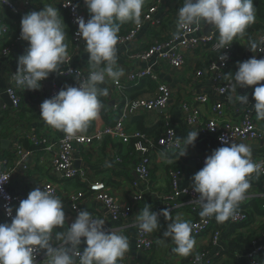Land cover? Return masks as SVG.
<instances>
[{
	"label": "clouds",
	"instance_id": "obj_1",
	"mask_svg": "<svg viewBox=\"0 0 264 264\" xmlns=\"http://www.w3.org/2000/svg\"><path fill=\"white\" fill-rule=\"evenodd\" d=\"M7 2L3 0V4ZM83 2L89 18L86 21L83 16L76 17V35L85 42L90 71L82 77L77 70L76 85L66 86L45 99L40 104L39 113L48 126L62 131L69 138L86 132L90 123L99 118L103 107L100 97L108 95V89L101 85L106 79L118 81L123 74L117 66L116 55L120 27L127 22L139 25L145 4V0ZM71 5L72 0L65 7ZM255 19L254 0H183L182 7L177 9L178 29L199 25L203 21L219 33L217 47L220 50L242 37ZM20 39L26 41L28 47L18 57L12 78L21 89L39 91L41 82L59 71L68 60L65 23L57 7L47 5L23 15ZM260 46L250 41L247 47L255 53ZM219 59L227 60L228 57L220 54ZM231 74L232 79L225 86L230 91L255 86L252 106L257 120H264V83H260L264 81V58L252 56L237 62V70ZM235 100L249 104L248 94L236 95ZM198 134L199 131L192 129L183 140L176 138L175 146L184 145L180 156L186 155L190 145L194 146ZM221 142L225 146L213 150L205 158L203 167L191 177L190 184L198 196L194 203L200 208L199 216L214 218L218 223L235 217L251 187L253 175L258 178L264 172V161L254 162L248 145L224 137ZM159 158L171 163L166 151L160 152ZM8 178L0 179V191ZM5 212L11 221L0 223V264H36L39 253L44 254V264H118L129 251L126 235L105 229V220L94 218L87 210L79 211L66 231H56L55 240L61 243L54 244L53 232L65 226L66 214L62 199L43 187L31 190L15 208V215L10 205L5 206ZM160 216L171 221L163 237L175 245L172 252L180 257L189 256L196 243L191 235V223L180 216L173 219L167 208L155 212L146 204L136 215L138 229L143 233L159 230ZM82 243L85 247L81 251Z\"/></svg>",
	"mask_w": 264,
	"mask_h": 264
},
{
	"label": "crops",
	"instance_id": "obj_2",
	"mask_svg": "<svg viewBox=\"0 0 264 264\" xmlns=\"http://www.w3.org/2000/svg\"><path fill=\"white\" fill-rule=\"evenodd\" d=\"M16 6L20 14L12 16L11 12L0 6L1 26L8 30L6 36L0 39V48L4 43H9L8 38L14 40L18 35L21 17L31 11H39L44 6H56L59 10L64 23L66 32V41L68 45V62L60 66L59 71L51 73L49 77L42 81V88L39 91H30L20 89L19 96L21 100L20 108L14 109L9 106V102L2 98L3 109L0 111V156L7 158L10 166L15 153V144L23 139L29 138L34 134L39 138L47 137L51 142L56 141L63 134L62 131L55 130L48 126L40 117V104L48 98H51L50 92L52 84L58 74L67 68L90 70L88 63V53L85 51V42L74 45L71 43V35L73 28L68 21L67 15L61 11L59 0H35L32 4L26 5L25 0H8ZM80 5L84 15L89 18L87 7L83 0H76ZM153 3V0H145L142 12ZM183 0H160L158 11L164 13L170 20L171 14L175 9L182 7ZM142 15V14H141ZM133 22H127L121 25L118 36L123 35ZM252 25L258 27L253 28ZM259 26L257 20L251 24L242 37L235 39L234 59L227 70V76L232 77L231 73L237 70V62L249 59L253 52L247 47L250 41H254ZM211 25L203 24L204 32L208 31ZM212 30V29H211ZM152 33L149 26L143 24L136 37L125 45L116 46L117 49V66L123 70L121 79L130 71H138L149 69L157 76V82L165 84L170 90V100L168 108L165 111L137 112L129 120L131 129H137L141 125L146 129V134L157 140L161 132L160 119L164 113H168L171 119V126L175 133V138L181 140L185 138L189 128L183 123V112L180 110L181 102H190L194 95L200 93L209 94L210 79L201 81L195 80L191 76V72L197 67L198 57L189 56L187 65L180 70H174L166 65H159L155 58H151L148 62L133 61L128 58L129 54L134 51L145 48L152 40ZM1 37V35H0ZM28 47L26 41H18L13 44V53L7 57L0 59V88L7 86L8 78L17 69V59L24 54ZM118 79V80H119ZM72 80L68 78L64 81L66 86H74ZM111 80V79H109ZM150 80H143L139 85L129 86L123 91L112 88L109 85H101L108 89L107 96H101L102 109L98 119L92 121L87 130L95 127L109 126L117 117L113 111V107L120 104V100L124 97L130 98H150L156 92L155 83H152V89L148 86ZM76 83V82H75ZM264 83V81L260 82ZM157 85V84H156ZM250 86L237 89V92L229 91L224 98L225 102V119L231 118V111L236 108L250 107L249 104H241L235 100L236 95H244L249 92ZM231 97V99L229 98ZM201 115L208 117L210 114V105H201ZM254 111V110H253ZM253 120L256 128L261 133V139L257 141L241 142L248 145L252 152V157L264 156V120H257L255 111L253 112ZM194 130V129H193ZM87 132V131H86ZM5 142V143H4ZM7 142V143H6ZM240 143V142H239ZM25 146V145H24ZM182 148L184 147L181 144ZM219 148L214 138L199 136L194 142V146H189L185 156H178L174 153H168L171 163H165L159 158L160 152L153 155V165L150 173V179L147 183L138 180L135 172V165L144 153L140 144L131 143L129 146L121 145L113 138H104L96 141L92 146L81 149L76 152L74 158V167L79 170L80 176L74 180H64L57 173L50 169L49 156L41 150L35 151L33 156L27 158L28 169L18 168L12 177L7 188L11 194H20L21 196L28 193L36 187L44 183L50 182L57 190V197L62 199L63 208L68 214L69 203L72 196L85 189L88 185L99 183L104 187L122 206L131 208L132 217L129 220H118L113 222L107 211L97 201L87 196L80 200V208L89 211L93 216H98L105 220V229L113 231H121L129 239V251L118 261V264H192L191 259L200 252H206L208 258L214 257L212 264H248L246 257L256 247L264 246V238L258 236V231L264 227V177L258 178L253 175L251 179V187L246 194L244 201L240 203L242 209L250 213V220L244 224L232 225L231 219L224 223H218L211 218L213 229L219 231V238L213 244L211 243L212 232L206 233L195 238V246L192 253L187 257H180L172 252L175 245L170 239H164L163 232L167 228L166 221L163 216L159 217L160 228L151 233L153 240V249L150 260L147 256L140 254L136 249L135 231L136 215L147 204L151 206V210L159 212L162 209V197L169 192V179L167 172L170 169L177 168L182 173V180L179 187L181 189L191 184V177L201 169V166L195 160L199 156L207 157L212 151ZM136 183V187L132 184ZM140 195L141 199L136 202L135 196ZM188 197L180 194L177 203H184ZM15 213V211H14ZM172 218L180 216L182 219L188 220L191 225L199 217V212L193 214L187 207H180L170 210ZM9 222L0 211V223ZM70 222V217L66 216V223L63 228H57L53 232V243L59 244L60 241L55 240L56 231H66ZM192 235V234H191ZM193 236V235H192ZM85 245H80L82 251ZM264 260V258H263Z\"/></svg>",
	"mask_w": 264,
	"mask_h": 264
},
{
	"label": "built area",
	"instance_id": "obj_3",
	"mask_svg": "<svg viewBox=\"0 0 264 264\" xmlns=\"http://www.w3.org/2000/svg\"><path fill=\"white\" fill-rule=\"evenodd\" d=\"M35 0H25L26 5H30ZM70 0H59L58 5L68 18L73 31L71 35V43L76 45L82 41L76 35L78 25L76 24V17L83 16L87 21L80 5L76 0H72V5L65 7ZM160 0H153V3L142 12L140 24L134 22L129 29L119 36L116 46L125 45L131 42L139 32L143 24L149 26L152 33V40L149 44L140 50L134 51L129 54L128 58L133 61L148 62L151 58H155L159 65H166L174 70H180L186 67L189 56L198 57V65L191 72V76L198 82L204 79H210L209 94L200 93L193 96L190 102H181L180 110L183 112V123L185 126L199 131V136L212 137L219 147L225 146L221 142V137L229 139L232 142L241 143L245 141H257L261 139V133L256 128L253 120V106L255 101L252 99V91L255 86H250L249 92V105L250 107H241L233 109L230 119H225V102L224 98L230 91L225 86L232 79L227 76V70L232 64L234 59V45L233 43L226 49L220 50L218 45L219 33L214 31V27H210L208 31L204 32L202 21L199 25H193L186 29H178L177 26V9L171 14V18L165 16L164 13L158 11ZM0 6L7 8L12 16L20 14L19 9L11 2L3 4L0 0ZM0 20V39L7 35L8 30L1 26ZM261 23H259V26ZM212 29V30H211ZM9 43H4L0 48V59L7 57L13 53V44L20 39V28L18 35L14 40L8 38ZM254 41L261 44L257 51L252 56L257 59L264 58V24L257 30ZM221 52V53H220ZM226 54L227 60H220L219 56ZM251 56V57H252ZM68 60L65 62L67 63ZM80 71L81 76H86L90 70L83 71L82 69H71L60 72L51 87L50 95H56L64 85V81L68 78L75 79L76 72ZM13 74L8 78L7 86L4 89L0 88V111L3 109L2 95H7L11 106L14 109H19L21 100L19 91L21 88L17 87L13 80ZM150 80L155 83L156 92L150 98H135L128 100L124 97L120 100L119 105L113 107V111H118V116L115 122L109 126L95 127L88 132L78 133L75 137L69 138L65 134L58 138L56 141L51 142L47 137L37 138L34 134L29 135L30 140L34 146L42 145V152L49 156L48 163L52 172L57 173L64 180H74L80 176L79 170L74 167L75 153L81 151L86 147L92 146L96 141L103 140L104 138H113L123 146H129L132 142L137 145L140 144L144 153L139 157L136 165L135 172L138 180L147 183L150 179V173L153 165V155L155 152L174 153L178 156L182 146H175V133L171 126V119L168 113H164L160 119L161 133L157 140H154L148 134L139 132L137 129H131L129 120L137 112L146 111H165L168 108L170 100V90L165 84L157 82V76L149 69H142L138 71H130L125 74L118 81L106 79L102 85H109L114 89L123 91V89L139 85L143 80ZM157 84V85H156ZM258 86V85H257ZM210 105V114L208 117L201 115V105ZM15 153L11 165H8L7 158L0 156V179L9 176L7 182L3 184V190L0 191V211L3 217L11 221V218L6 215L5 206L10 205L13 208V215H15V208L18 207L22 199L27 198V195L21 196L20 194H11L7 188L12 180L14 172L18 168L24 170L28 169L27 158L33 156L35 152L26 150L19 142L15 144ZM206 157L199 156L195 158L201 168L204 165ZM254 162L264 161V156L251 157ZM264 177V172L261 173ZM169 179V192L162 197V209L167 208L169 211L180 207H187V209L195 214L200 211L198 205L194 201L198 198L190 185L181 189L179 187L180 181L183 179L180 170H169L167 172ZM136 187V183L132 184ZM39 187L50 190L54 196L57 197V190L50 182L44 183ZM180 194L188 197L184 203H177V198ZM91 196L92 199L97 201L107 211L110 219L113 222L118 220H129L133 215L131 208L120 205L111 193L104 187V184H91L85 189L76 192L69 203L68 214L70 217L69 225L75 220L76 215L82 209L80 208V200ZM10 197L11 199H6ZM58 198V197H57ZM136 202L141 199L140 195L135 196ZM75 206V207H74ZM99 218L98 216H93ZM251 216L239 205L236 215L231 219L232 225H240L248 222ZM135 231V244L136 249L140 254L147 256V261L150 260V255L153 249V240L151 233H143L137 227V222L134 223ZM192 235L198 238L206 233L212 232L211 243H215L219 238V231L213 229L211 218L202 219L200 216L192 223ZM122 233L121 231H117ZM258 236L264 238V227L258 231ZM197 257L199 259H197ZM208 258L206 252H200L191 259L192 264H212L214 260ZM264 246L256 247L252 252L247 255L246 260L248 264H264ZM45 259L43 253L37 254L36 264H44Z\"/></svg>",
	"mask_w": 264,
	"mask_h": 264
},
{
	"label": "trees",
	"instance_id": "obj_4",
	"mask_svg": "<svg viewBox=\"0 0 264 264\" xmlns=\"http://www.w3.org/2000/svg\"><path fill=\"white\" fill-rule=\"evenodd\" d=\"M254 6H255V15H256V19H255V21L257 20V22L258 23H261V24H264V0H254ZM252 27L253 28H256V27H258V26H256V25H252ZM235 46V45H234ZM75 80V79H74ZM152 81H150L149 83H148V86L152 89L153 87V85H152V83H151ZM72 83H73V85L75 86L76 85V83L72 80ZM133 99H135V98H130L129 100H133ZM119 107H120V105H119ZM115 114H117L116 116H118V111L115 113ZM117 119V117L114 119V122H115V120ZM113 122V123H114ZM112 123V124H113ZM111 125V124H110ZM137 130L139 131V132H141V133H144V134H146V129L145 128H143L141 125H138L137 126ZM88 131H90V130H87V132ZM161 133V132H160ZM64 134V133H63ZM63 134L61 135V136H63ZM36 136V135H35ZM37 137V136H36ZM38 138V137H37ZM23 139L22 140H20L19 141V143L26 149V150H30V151H33V152H35V151H37V150H42V148H43V146L42 145H39V146H34L33 144H32V142H31V140H30V137L29 138H27V139H25L24 140V144H23ZM133 143H135V142H133ZM25 145V146H24ZM170 170H172V169H170ZM174 170H178L177 168H174ZM169 171V170H168Z\"/></svg>",
	"mask_w": 264,
	"mask_h": 264
},
{
	"label": "water",
	"instance_id": "obj_5",
	"mask_svg": "<svg viewBox=\"0 0 264 264\" xmlns=\"http://www.w3.org/2000/svg\"><path fill=\"white\" fill-rule=\"evenodd\" d=\"M212 27H213V26H211V28H212ZM2 98L5 99V100H7V101L9 102V106H11V102L9 101L7 95L3 94V95H2ZM4 143H5V142H4ZM6 143H7V142H6Z\"/></svg>",
	"mask_w": 264,
	"mask_h": 264
}]
</instances>
